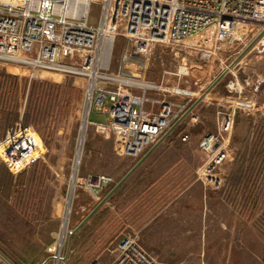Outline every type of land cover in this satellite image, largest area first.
<instances>
[{
  "label": "rangeland",
  "instance_id": "374dc122",
  "mask_svg": "<svg viewBox=\"0 0 264 264\" xmlns=\"http://www.w3.org/2000/svg\"><path fill=\"white\" fill-rule=\"evenodd\" d=\"M89 12L91 22L95 23L98 7L91 4ZM240 29L244 40L239 47L215 49L206 58L194 49L206 37L207 43L202 46L212 50L210 31L178 45L155 43L141 63H125L123 72L127 78L160 85L159 92L147 91L149 99L188 102L183 114L191 110L181 121L180 132L171 131L157 145L175 148L177 152L172 154L178 160L174 169L187 171L192 184L180 185L175 194L171 193V198L178 201L175 204L171 200V212H92L140 157L117 155L112 137L91 127L84 136L79 176L106 175L112 183L97 195L83 185L73 193L66 220L68 235L62 250L64 264H109L124 238H135L160 264H220L226 260L264 264V34L258 38L264 29L258 30L252 24H240ZM128 48L126 39L116 38L112 72H117ZM181 64L186 66L187 75H172ZM224 72L218 83L201 97ZM0 73L15 79L17 84L13 98L16 117L9 118L11 122L4 132L0 130V136L15 130L19 123L24 124L32 81L80 92L79 101L70 106L66 98L62 99L60 106L68 105L64 113L52 112L55 101L40 112L50 139L48 146L42 142V154L36 164L14 176L0 167V254L13 264H40L58 249L56 238L65 217L85 81L52 72L30 75L28 68L6 63H0ZM141 89L133 85L129 90L137 93ZM227 112H234L235 116L230 140L232 156L222 168L221 187L214 189L194 181L193 173L201 159L197 145L204 134L213 130L217 114ZM98 119L100 116L91 117ZM183 135L188 136L185 142L181 141ZM169 179L172 183L173 176Z\"/></svg>",
  "mask_w": 264,
  "mask_h": 264
},
{
  "label": "built area",
  "instance_id": "2783aa9c",
  "mask_svg": "<svg viewBox=\"0 0 264 264\" xmlns=\"http://www.w3.org/2000/svg\"><path fill=\"white\" fill-rule=\"evenodd\" d=\"M91 4L98 7L95 23L90 18ZM240 24L264 29V0H0V63L26 67L30 75L52 72L85 81L66 207L79 185L97 195L112 183L106 175L79 176L88 129L95 127L105 131L112 137L117 155L136 159L153 146L188 107V102L181 104L146 97L147 91L159 92L160 85L145 83L147 87L138 86L141 91L133 93L129 89L140 81L127 78L123 72L125 63L131 60L141 63L155 43L178 45L207 31L212 33V50L202 46L207 43L206 37L194 49L203 58L212 55L215 49L237 48L244 40ZM117 37L126 39L129 48L114 73L110 66ZM171 74L185 76L187 68L178 65ZM93 115L100 119L91 120ZM234 122V112L218 113L213 130L200 139L198 148L202 161L194 170L195 182L214 189L221 187L222 168L232 156L230 140ZM187 139V135L181 137L183 142ZM41 147L42 141L34 128L19 123L15 130L0 137V167L10 175H17L38 162ZM68 214L64 212L56 238L57 251L40 264H64L62 250L68 235ZM0 264L13 263L0 254ZM109 264L160 263L135 238H124L119 241L116 256Z\"/></svg>",
  "mask_w": 264,
  "mask_h": 264
},
{
  "label": "crops",
  "instance_id": "0c3cea01",
  "mask_svg": "<svg viewBox=\"0 0 264 264\" xmlns=\"http://www.w3.org/2000/svg\"><path fill=\"white\" fill-rule=\"evenodd\" d=\"M174 149L171 145L151 146L136 160V167L126 180L115 190L112 196L102 201L104 196L98 205V209L94 212H171V200L175 204L178 202L175 201L177 198H171V193L175 194L180 185L191 181L190 178L187 179V171L181 172L174 169L178 160L172 154L177 152ZM166 152L171 155H164L163 153ZM199 160L200 164L202 157ZM171 175L173 176L172 183L169 179ZM172 211L175 212V209ZM177 212H180L179 208H177ZM220 264L240 263L234 262V260H226Z\"/></svg>",
  "mask_w": 264,
  "mask_h": 264
},
{
  "label": "trees",
  "instance_id": "16d2710c",
  "mask_svg": "<svg viewBox=\"0 0 264 264\" xmlns=\"http://www.w3.org/2000/svg\"><path fill=\"white\" fill-rule=\"evenodd\" d=\"M17 84L15 79L5 76L0 73V129L4 130L9 126L10 120L15 119V103L14 95ZM67 100V104L77 103L80 99V92L71 87H62L60 85H51L47 82L32 81L28 91V111L24 112L23 123L24 125H33L37 134L42 142L48 146L50 136H47V126L44 124L43 118L40 112L55 101L57 105L52 108V112L55 115L64 113L67 110V106H60L62 99ZM14 117V118H13ZM10 118V120H9ZM180 124H178L173 132H180ZM172 132V133H173ZM2 134L0 137H3Z\"/></svg>",
  "mask_w": 264,
  "mask_h": 264
},
{
  "label": "water",
  "instance_id": "95a60500",
  "mask_svg": "<svg viewBox=\"0 0 264 264\" xmlns=\"http://www.w3.org/2000/svg\"><path fill=\"white\" fill-rule=\"evenodd\" d=\"M262 34H264V30L260 33V35L258 36V38L262 35ZM258 38H256V40L258 39ZM256 40H254V42L256 41ZM254 42H252L247 48H245V50L242 52V54L239 56V57H241L249 48H250V46H252V44L254 43ZM238 57V58H239ZM237 60V59H236ZM233 65V64H232ZM231 65V66H232ZM225 75V72L224 73H222L216 80H215V82L212 84V86L210 87V88H208V90L204 93V94H202V96L201 97H203L215 84H217L218 83V81L223 77ZM201 100V98L200 99H198V101L197 102H199ZM196 102V103H197ZM190 110L191 109H189L188 111H186L182 116H181V118L154 144V146L155 145H157L161 140H163L182 120H183V118L190 112ZM136 166H134L113 188H112V190L105 196V198L102 200V201H105L106 199H108L109 197H110V195L123 183V181L130 175V173L133 171V169L135 168ZM97 209V208H96ZM96 209H94L92 212H94ZM90 216V215H89ZM89 216H87L86 218H85V220L80 224V226L89 218ZM79 226V227H80Z\"/></svg>",
  "mask_w": 264,
  "mask_h": 264
},
{
  "label": "bare ground",
  "instance_id": "6f19581e",
  "mask_svg": "<svg viewBox=\"0 0 264 264\" xmlns=\"http://www.w3.org/2000/svg\"><path fill=\"white\" fill-rule=\"evenodd\" d=\"M135 84H136L137 86L147 87V84H145V83H141V82H139V83H135ZM70 201H71V199L68 200V205H69V207H68V206L66 207V211H65L66 213L70 211V206H71V205H70ZM64 228H65V226H64Z\"/></svg>",
  "mask_w": 264,
  "mask_h": 264
}]
</instances>
